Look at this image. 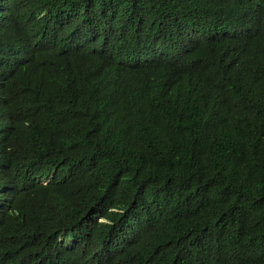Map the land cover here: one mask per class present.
I'll use <instances>...</instances> for the list:
<instances>
[{"label": "trees", "instance_id": "16d2710c", "mask_svg": "<svg viewBox=\"0 0 264 264\" xmlns=\"http://www.w3.org/2000/svg\"><path fill=\"white\" fill-rule=\"evenodd\" d=\"M0 264H264V0H0Z\"/></svg>", "mask_w": 264, "mask_h": 264}, {"label": "clouds", "instance_id": "9594fccd", "mask_svg": "<svg viewBox=\"0 0 264 264\" xmlns=\"http://www.w3.org/2000/svg\"><path fill=\"white\" fill-rule=\"evenodd\" d=\"M69 242H66V244H68Z\"/></svg>", "mask_w": 264, "mask_h": 264}]
</instances>
